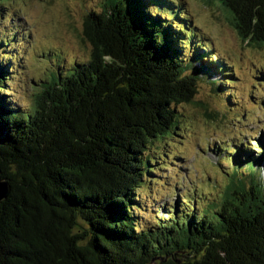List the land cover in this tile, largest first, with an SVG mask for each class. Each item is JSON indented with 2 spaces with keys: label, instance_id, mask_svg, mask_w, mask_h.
<instances>
[{
  "label": "trees",
  "instance_id": "1",
  "mask_svg": "<svg viewBox=\"0 0 264 264\" xmlns=\"http://www.w3.org/2000/svg\"><path fill=\"white\" fill-rule=\"evenodd\" d=\"M204 1L243 44L264 45V0ZM3 31L0 55L22 29ZM79 38L86 56L28 84L24 106L5 93L12 56H0V264H264V139L254 154L247 141L214 151L231 166L214 202L139 195L170 166L155 144L176 130L175 108L204 75L221 73L220 91L234 74L180 0H101Z\"/></svg>",
  "mask_w": 264,
  "mask_h": 264
},
{
  "label": "rangeland",
  "instance_id": "2",
  "mask_svg": "<svg viewBox=\"0 0 264 264\" xmlns=\"http://www.w3.org/2000/svg\"><path fill=\"white\" fill-rule=\"evenodd\" d=\"M100 2L7 1L0 20V35H4L3 29H8L11 23L22 29L17 46L10 44L6 49L9 54L0 55L12 56L11 61L5 62L12 71V81L7 84L9 91L5 93L11 94L13 103L26 105L28 84L39 83L55 72L57 61L66 66L86 56L87 47L79 38L82 19ZM180 2L205 41L210 42L209 56L217 54L227 59L231 64L229 74L234 73L235 78L225 80L229 88L214 91L211 83L222 82V74H206L198 81L194 102L175 108L176 130L155 144L162 148L159 154L162 165L170 163V166L151 177L155 184H148L139 193L140 197L148 195L155 199L159 206L182 200L181 194L186 190L194 192L204 203L216 201L231 166L214 151L222 145L230 148L247 141L248 150L254 154V147L260 145L255 142L264 139V45L258 48L243 44L220 5L204 0ZM5 14L15 18L6 23ZM150 202L148 206L153 210Z\"/></svg>",
  "mask_w": 264,
  "mask_h": 264
},
{
  "label": "water",
  "instance_id": "3",
  "mask_svg": "<svg viewBox=\"0 0 264 264\" xmlns=\"http://www.w3.org/2000/svg\"><path fill=\"white\" fill-rule=\"evenodd\" d=\"M10 191V187L5 179L1 178V172H0V203L3 202Z\"/></svg>",
  "mask_w": 264,
  "mask_h": 264
}]
</instances>
